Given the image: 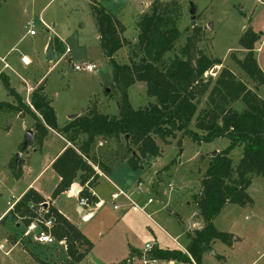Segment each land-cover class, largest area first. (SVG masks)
Wrapping results in <instances>:
<instances>
[{"label": "rangeland", "instance_id": "rangeland-1", "mask_svg": "<svg viewBox=\"0 0 264 264\" xmlns=\"http://www.w3.org/2000/svg\"><path fill=\"white\" fill-rule=\"evenodd\" d=\"M155 3L177 4L174 8L178 12L181 37L174 50L166 54V64L181 54L194 28H200L202 37L198 49L211 59L223 61L222 66L215 67L206 76L216 78L222 67L228 68L264 100V85L256 88V83L238 64L246 54L239 40L252 29L261 36L255 58L264 73V0H0V68L4 62L11 65L7 73L20 92L25 91V79L35 85L46 75V94L53 100L61 126H65L70 117L81 116L94 106L103 114L118 116L120 92L114 83L113 67L96 38L93 6L105 7L125 26L123 38L130 44L124 46L115 59L121 65H130L139 62L141 57L134 55L139 35L137 23ZM193 7L195 20L191 15ZM41 20L50 29L44 27ZM32 21L35 36L28 32ZM52 36L67 40V44L60 42L55 46L57 60L48 63L46 50ZM68 47L71 53L65 55ZM24 55L32 60V65L25 64ZM86 63L95 64L98 69L95 72L75 70V65ZM129 98L135 109L155 103V99L148 97L143 82H136L129 89ZM12 100L0 81V102L11 103ZM207 101L208 96H205L198 102V113L206 108ZM232 108L241 112L244 106L239 102ZM17 115L0 113V218L27 188L35 186L52 200L58 175L48 164L64 145L60 137L52 134L44 151L35 141L23 150L33 119L23 120ZM190 129L202 134L195 120ZM155 139L161 149L160 157L146 161L143 169L136 172L124 163L113 172L109 183L104 180L97 185L95 191L105 199V204L90 223L83 222L89 211L79 214L75 198L63 195L55 199L57 206L70 216L92 244L88 255L77 264H142L136 256L131 258L130 247L144 250L147 244L157 243L160 248L179 250L181 246L186 247L188 233L193 234L204 226L193 198L202 192L201 181L213 153L226 149L230 142L216 139L199 144L179 132L167 141ZM119 148L116 141L99 140L92 155L103 160ZM19 154L23 162L20 164L16 160ZM242 156L243 147L231 152L233 167ZM174 160H177L176 165L165 170ZM13 161L18 165L12 166ZM20 170L21 176L17 178ZM113 184L140 207L152 200L147 208L151 218L134 211L126 196L112 198ZM248 194L251 204H227L214 219L218 231L232 236L231 245L216 242L213 251L203 255L202 264H264V177H253ZM40 229L41 225L33 230L25 228L20 220L13 218L0 223V264H71L65 244L57 242L48 246L36 241Z\"/></svg>", "mask_w": 264, "mask_h": 264}, {"label": "trees", "instance_id": "trees-1", "mask_svg": "<svg viewBox=\"0 0 264 264\" xmlns=\"http://www.w3.org/2000/svg\"><path fill=\"white\" fill-rule=\"evenodd\" d=\"M174 7H177L176 3H155L140 17L134 55L141 57L137 63L121 65L115 56L130 44L123 38L126 28L105 7L93 6L100 45L113 67L114 83L120 92L118 116L103 114L94 106L60 128L52 100L45 93V83L33 91L28 104L12 87L9 77L0 73V81L8 95L15 100V104L0 102V113L31 115L35 121V142L40 147L50 130L72 144L64 148L52 164L60 182L48 208L44 210L47 200L36 190L30 189L11 204L1 224L13 218L29 228L38 220L53 218L55 225L50 231L51 235L58 242H64L71 264L81 262L92 249V244L80 229L52 206V201L79 183L83 187L80 196L87 198L92 205L97 204L98 199L90 191L100 178L95 168L108 177L124 163L132 171H140L143 163L161 156L155 137L167 141L175 138L179 132L199 144L212 143L216 139L230 142L226 149L211 158L201 181L202 192L193 198L204 226L193 234H187L186 250L197 264H202L203 255L213 251L216 242L231 245L232 236L218 231L214 219L227 204H251L248 189L252 179L254 176L264 177V100L228 68L222 67L216 78L206 76L215 67L222 66L223 61L211 59L198 49L202 37L200 28H194V34L181 49V54L170 63H165L166 54L174 50L181 37L178 12ZM260 39L259 34L249 29L239 40V46L246 54L242 60H238V64L256 83V88L264 85V73L255 58ZM59 43L55 38L54 45ZM136 82L146 84L147 95L155 99V103L140 109L132 106L129 89ZM205 96H208L206 108L198 113V102ZM239 102L244 106L241 112L232 108L233 104ZM193 120L202 134L190 129ZM99 140L116 141L120 145L119 151L111 152L103 160L93 156ZM122 143L124 146L121 147ZM237 147H243V156L239 164L233 167L230 154ZM14 161L12 166L23 163L22 160L18 164ZM176 162H171L165 170L176 165ZM20 174L21 170L16 177H20ZM131 254H137L139 259L141 257V253L135 250ZM150 256L182 264L189 262L188 256L178 249L156 247Z\"/></svg>", "mask_w": 264, "mask_h": 264}, {"label": "crops", "instance_id": "crops-1", "mask_svg": "<svg viewBox=\"0 0 264 264\" xmlns=\"http://www.w3.org/2000/svg\"><path fill=\"white\" fill-rule=\"evenodd\" d=\"M33 36H35V35H33ZM96 38L99 40V35L98 34H96ZM61 43H65V44H67V40H65V39H63V38H60V39H58ZM24 58H25V61H26V59H28L30 62H31V64L30 65H32V60L27 56V55H24L23 56ZM22 57V58H23ZM71 60V59H70ZM1 62H4V60H3V58L1 59ZM7 67H6V66ZM29 65V66H30ZM54 66H55V64H54ZM53 66V67H54ZM11 68V65L10 64H8V62H4V66L2 67V68H0V73H4V74H6L8 77H9V79H10V83H11V85H12V87L17 91V93L23 98V100H24V102H26V103H28V104H30V100H29V98L31 97V95H32V93H33V91L38 87V86H40L42 83H45L46 82V80H44V78L46 77V75H43V77L35 84V85H33V84H30V83H28L27 81H26V79H25V81H23V83H24V85H25V87H24V92H20V91H18L14 86H13V84H12V78H11V75L10 74H8L7 73V69H10ZM45 93H46V86H45ZM12 102L11 103H14L15 104V100H14V98L12 97ZM28 100V101H27ZM52 105H53V100H52ZM53 107H54V105H53ZM54 109H55V107H54ZM55 112H56V110H55ZM56 115H57V113H56ZM80 116V115H79ZM27 117H29V118H31V119H33L32 117H31V115H24V116H20V114H18L17 115V118H20V119H23V120H26L27 119ZM75 117H78V116H75ZM71 118L72 117H70L69 118V121H68V123L71 121ZM57 120H58V125H59V127L60 128H62V127H64V126H61L60 125V123H59V119H58V116H57ZM34 123H35V121H34V119H33V124L31 125V127H30V130H32L33 131V126H34ZM68 123H66V125L68 124ZM52 134H56L58 137H60L61 138V141H63V144L64 145H62L63 147H61L60 149H59V151H58V153L55 155V157L52 159V161H50V163L48 164V167H50V166H52V164H53V162L55 161V159L61 154V152L64 150V148H66L67 146L68 147H70V146H72V144L69 142V141H67L64 137H62L59 133H57L56 131H53V130H50L49 131V133H48V136H47V138L44 140V142H43V145L41 146V148H42V151H44V149L46 148V146H47V144L49 143V141H50V137H51V135ZM35 143V142H34ZM35 151H38V150H35ZM101 172V171H100ZM100 175V178H99V180H98V182H97V184H96V186L94 187V188H91L90 189V191H91V193L98 199V201L100 202H103V204L101 205V206H99V207H96L95 205H92L91 206V210H89V215H90V217L89 218H87V219H84V217H83V222L84 223H90L93 219H95V217L98 215V213L100 212V210H102V208L104 207V204H105V199H103L102 197H100V195L98 194V193H96V191H95V188L97 187V185L99 186L104 180L106 181V182H110V177H108V176H106L104 173H102L101 172V174H99ZM60 182V177L58 176V180H57V185H58V183ZM113 187H114V189H115V191L114 192H112V194L111 195H113L114 193H116L117 191H122V192H124L122 189H120L118 186H116V185H112ZM36 187L34 186V189H35ZM80 188H82L81 186H80V184L79 183H75L74 185H73V192L75 193V195L76 194H78V193H80L79 192V189ZM29 188H27L15 201H18L24 194H25V192L28 190ZM120 189V190H119ZM36 191L37 192H39L46 200H47V204H49V201H51L50 200V198H49V196H46V195H44L43 193H42V190L41 189H38V188H36ZM125 193V192H124ZM126 194V193H125ZM63 195H67V197L68 198H75L76 200H77V198L75 197V196H73V193H71V191H69V192H66V193H64V194H62L61 196H63ZM127 195V194H126ZM128 197H130L129 195H127ZM60 197V196H59ZM58 197V198H59ZM130 199L132 200V198L130 197ZM131 200H128V201H130L131 202ZM133 201V200H132ZM77 202H78V200H77ZM130 205V207H131V203L129 204ZM129 205H127L128 207H129ZM52 206L53 207H55L62 215H64L71 223H73L72 222V219L70 218V216L69 215H67L61 208H59L58 206H57V204H56V202H55V200L54 201H52ZM151 206V205H150ZM11 205L9 206V208L3 213V215L1 216V218H3L7 213H8V211L11 209ZM147 208H149V206L147 207ZM76 209H77V211H78V213L79 214H81V215H83L84 213H85V211L84 212H82V210L79 208V205L77 204V206H76ZM147 210V209H146ZM144 215V214H143ZM145 216V215H144ZM0 218V219H1ZM149 218V217H148ZM75 225V224H74ZM79 229V228H78ZM157 244V243H156ZM157 247H159L160 248V246H159V244H157ZM130 249H131V251H130V253H129V255L130 256H134V254H131L132 253V250H135V251H137V252H139V253H141L142 252V250H139V249H135V247H130ZM162 249H164V248H162ZM176 249V248H175ZM172 250V249H171ZM138 254V253H137ZM137 254H135V256L137 255ZM142 254V253H141ZM136 259H137V261H139V256H136Z\"/></svg>", "mask_w": 264, "mask_h": 264}, {"label": "built area", "instance_id": "built-area-1", "mask_svg": "<svg viewBox=\"0 0 264 264\" xmlns=\"http://www.w3.org/2000/svg\"><path fill=\"white\" fill-rule=\"evenodd\" d=\"M42 25H44V27H47V29H50V27L46 24V22H44L43 20H41ZM29 34L30 35H36V31H35V22L32 21L29 24ZM71 53V49L68 47L66 54ZM26 64V61H25ZM75 70L77 72H95L98 69V66L95 64H91V63H86V64H82V65H75ZM98 174H101L100 170L98 168H95ZM83 190V187L79 189V192L81 193ZM71 193H73V196H75L78 200V205L79 208L82 210V212L84 211H89L91 210V203L89 202V200L85 197H81L80 193L76 194L73 192V187L70 190ZM120 195H124L127 197L128 200H131L130 197H128L124 192L122 191H118V193H114L112 195V198L116 199L118 198ZM153 203L152 200H149L148 203L144 206V207H140L136 202L131 200V207H133L134 211H141L142 213L146 214L149 218H151V214H149L147 212V207L150 206ZM103 204V202H98L97 204H95L96 207H99ZM115 208H117V206H115ZM45 210V209H44ZM90 215L87 214L84 219L89 218ZM38 225L42 226V229H40L37 234H36V241L39 244L42 245H48V246H53L55 245L58 241L55 239V237H53L50 233V231L52 230V228L55 225V220L53 218L42 221V220H38L36 223L32 224L29 228L31 230L35 229ZM174 241H176V239H174ZM60 244H64V242H59ZM157 247L156 243H151V244H147L141 254L140 257V261L142 262V264H182L179 263L177 261H166V260H158L155 258H152L150 256L151 252ZM177 250V249H176ZM179 250H181L182 252H184L188 258H189V262L186 264H197L196 260L191 256L190 253L187 252L186 247L181 246L179 248Z\"/></svg>", "mask_w": 264, "mask_h": 264}, {"label": "water", "instance_id": "water-1", "mask_svg": "<svg viewBox=\"0 0 264 264\" xmlns=\"http://www.w3.org/2000/svg\"><path fill=\"white\" fill-rule=\"evenodd\" d=\"M195 13H196V9L195 7L192 8L191 10V15H192V18L193 20H195ZM55 39H54V36H52L50 38V41L48 43V47H47V50H46V62L48 63H53L57 60V54H56V51H55ZM76 117L73 116L71 118V121H73ZM35 141V134L32 130H29L26 132V135H25V141H24V146H23V150H26L30 145L31 143H33ZM217 151L213 153L212 157H215L217 155ZM17 160H21L22 159V156L21 154H19L17 157ZM48 208V204L46 203L44 205V209H47ZM186 230H187V227H186Z\"/></svg>", "mask_w": 264, "mask_h": 264}, {"label": "bare ground", "instance_id": "bare-ground-1", "mask_svg": "<svg viewBox=\"0 0 264 264\" xmlns=\"http://www.w3.org/2000/svg\"><path fill=\"white\" fill-rule=\"evenodd\" d=\"M26 64H27V65H30L31 62H30L28 59H26Z\"/></svg>", "mask_w": 264, "mask_h": 264}]
</instances>
